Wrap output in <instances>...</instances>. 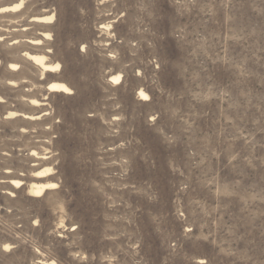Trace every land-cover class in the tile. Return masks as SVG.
I'll use <instances>...</instances> for the list:
<instances>
[{"label": "rangeland", "instance_id": "1", "mask_svg": "<svg viewBox=\"0 0 264 264\" xmlns=\"http://www.w3.org/2000/svg\"><path fill=\"white\" fill-rule=\"evenodd\" d=\"M0 264H264V0H0Z\"/></svg>", "mask_w": 264, "mask_h": 264}, {"label": "bare ground", "instance_id": "2", "mask_svg": "<svg viewBox=\"0 0 264 264\" xmlns=\"http://www.w3.org/2000/svg\"><path fill=\"white\" fill-rule=\"evenodd\" d=\"M44 19H49L51 20L53 18V16H45L42 17ZM29 57L31 59H33L35 61V63H37L43 70V72H55L57 70H59L60 68V63H49L47 62V59L45 57V55L42 54H29ZM12 66H16L15 64H13ZM122 75L120 73H116L113 74L111 76L112 80L115 83H119L121 80ZM47 89L50 92H64L65 94H70L71 93V89L70 87L61 81H52L47 85ZM138 96L140 97L141 100H148L149 99V95L147 92H145L144 90H139V94ZM33 105L35 106H41L44 105L45 103L40 102L37 99H32L31 100ZM18 115V112L16 111H10L6 116H16ZM24 116L26 118H39L41 116V114L38 115H34V114H24ZM51 168L50 167H46L43 170L38 171L34 177L35 178H43L46 177L47 175L50 174ZM12 185H14L15 187H21L23 185V181L20 179H14L12 180ZM57 185L56 182H52V181H46V182H32L29 185V193L32 196H41L47 189H51L53 187H55Z\"/></svg>", "mask_w": 264, "mask_h": 264}]
</instances>
